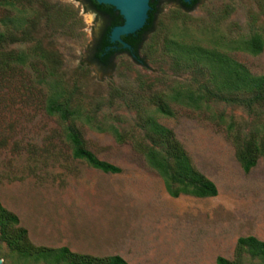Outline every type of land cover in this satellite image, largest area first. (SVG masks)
Listing matches in <instances>:
<instances>
[{
    "label": "rangeland",
    "instance_id": "374dc122",
    "mask_svg": "<svg viewBox=\"0 0 264 264\" xmlns=\"http://www.w3.org/2000/svg\"><path fill=\"white\" fill-rule=\"evenodd\" d=\"M22 4L34 13L29 29L15 32L23 41L8 49L30 53L40 42L55 79L79 111L66 122L45 113L42 66L25 68L11 82L0 80V205L17 218L31 245L94 258L120 256L127 264H216L218 257L233 259L239 238L264 242V160L244 173L225 132L232 121L247 138L264 125V108L211 106L224 113L223 125L171 102L172 117L155 113L156 100L202 80L175 62L166 49L170 41L216 49L250 74L264 76V49L257 56L236 49L255 34L264 38V0H198L190 11L158 0L138 62L121 53L107 68L92 60L104 23L81 0ZM6 11L0 5V31ZM148 116L174 133L198 171L214 183L215 197H171L131 143L118 144L108 131L113 127L144 140L136 125ZM67 126L81 134L97 159L121 173L71 163L63 139ZM244 258L243 264H259ZM0 263L44 264L18 257L1 241Z\"/></svg>",
    "mask_w": 264,
    "mask_h": 264
},
{
    "label": "trees",
    "instance_id": "16d2710c",
    "mask_svg": "<svg viewBox=\"0 0 264 264\" xmlns=\"http://www.w3.org/2000/svg\"><path fill=\"white\" fill-rule=\"evenodd\" d=\"M24 1L26 0H0V5L5 10L7 9V15L2 21L4 29L0 31V80L8 83L15 78H21L20 73L25 68L34 69L36 66H42L43 69L38 71L40 72L38 78L48 89L44 99V111L48 116H57L61 122H66L76 118L79 111L72 106V100L66 98L64 89L55 79L50 54L41 48L40 42L36 43L35 49L30 53L8 49L23 41L16 37L17 30H23L25 27L29 29V19L34 11L30 6L25 7L22 4ZM85 1L97 13L111 18L110 27L106 28L101 41L95 48V58L105 64L107 57L109 60L116 53L112 48L108 52L106 51L110 46L108 34L112 27L122 24V19L119 15H115L114 10L109 6L99 5L95 0ZM171 1L179 4L180 8L185 11L192 10L198 4V0H193L190 4H185L181 0ZM150 6L148 20L142 30L122 38L126 44L131 46L136 56L139 55V49L145 36L153 30L156 9L154 4H150ZM34 19H37V14H34ZM25 34L27 35V32L22 31V35ZM166 49L177 64L192 69L202 80L195 82V86L174 88L164 98L156 100L155 113L166 118L172 117V111L168 106V102H171L207 116L208 119L223 125L225 123L224 113H214L211 106L226 104L240 107L246 112H252L255 108H264V76L250 74L241 64L216 49L172 41L168 42ZM236 49L251 56L260 55L264 49V38L255 34L245 41L237 42ZM120 53H126V50H121ZM136 126L144 132V140L136 141L133 136L122 134L113 127H110L108 131L112 133L118 144L131 143L146 166L162 179L161 181L171 197L176 198L184 195L207 199L217 195L214 183L198 171L170 129L159 124L151 116ZM225 132L233 144L236 161L244 173L253 169L259 159L264 160L263 124H258L247 138L243 137L238 125L232 121L228 124ZM63 139L64 144L70 150L69 160L71 163L80 162L104 174L121 173L118 167L100 161L88 151L81 134L73 127H65ZM0 241L5 243L8 249L15 252L18 257L44 264H127L120 256L94 258L71 253L67 248L34 247L29 242L26 231L18 228L17 218L3 209L1 205ZM245 255L252 260H257L259 264H264V242L254 237L239 238L232 260L228 261L218 257L215 261L216 264H243Z\"/></svg>",
    "mask_w": 264,
    "mask_h": 264
},
{
    "label": "water",
    "instance_id": "95a60500",
    "mask_svg": "<svg viewBox=\"0 0 264 264\" xmlns=\"http://www.w3.org/2000/svg\"><path fill=\"white\" fill-rule=\"evenodd\" d=\"M181 1L190 4L193 0ZM95 2L99 5L109 6L118 12L122 24L111 29L109 41L111 44L119 43L121 48L130 52L131 58L136 60L137 56L132 52L131 46L126 44L122 38L136 34L145 26L148 13L151 10L150 0H95Z\"/></svg>",
    "mask_w": 264,
    "mask_h": 264
},
{
    "label": "flooded vegetation",
    "instance_id": "af4514ba",
    "mask_svg": "<svg viewBox=\"0 0 264 264\" xmlns=\"http://www.w3.org/2000/svg\"><path fill=\"white\" fill-rule=\"evenodd\" d=\"M82 1V3L86 6V9L87 10H89L93 15H94V17H96V18H98V19H100L101 21H103V27H102V29L100 30V32H99V34H98V37L96 38V40H95V43H94V48H93V61L95 62V64L98 66V67H100V68H107L109 65H110V63H111V60L115 57V56H117V55H119V54H121L120 53V51L121 50H123L122 48H121V45L119 44V43H115V44H111L110 43V41H109V35H110V32H109V34H108V43L110 44V46H108L107 47V49H106V51L108 52L109 50H110V48H112V50L113 51H115L116 53L114 54V57L113 58H111V59H109L108 60V57H107V60H105L106 61V63L105 64H103V63H101V62H99V61H97V59L95 58V53H96V50H95V48H96V46H97V44L101 41V39H102V36H103V34H104V32H105V30H106V28L108 27H110V20H111V18L108 16H106V15H103V14H100V13H97L96 11H94V9L85 1V0H81ZM150 4H154V8L156 9V13H157V6H158V0H150V2H149V5ZM151 7V6H150ZM114 14L115 15H119L118 14V12H116L115 10H114ZM115 27V26H114ZM114 27H112V28H114ZM111 28V29H112ZM111 31V30H110ZM132 52H133V50H132ZM134 53V52H133ZM126 54H128V55H130L131 56V53L130 52H128V51H126ZM137 59H139V55L137 56ZM137 59L136 60H134V61H137Z\"/></svg>",
    "mask_w": 264,
    "mask_h": 264
}]
</instances>
